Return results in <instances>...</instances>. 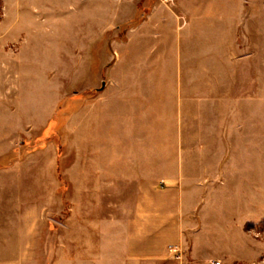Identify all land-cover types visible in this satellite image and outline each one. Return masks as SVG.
Here are the masks:
<instances>
[{
	"label": "rangeland",
	"instance_id": "374dc122",
	"mask_svg": "<svg viewBox=\"0 0 264 264\" xmlns=\"http://www.w3.org/2000/svg\"><path fill=\"white\" fill-rule=\"evenodd\" d=\"M143 245L264 264V0H0V264Z\"/></svg>",
	"mask_w": 264,
	"mask_h": 264
},
{
	"label": "crops",
	"instance_id": "0c3cea01",
	"mask_svg": "<svg viewBox=\"0 0 264 264\" xmlns=\"http://www.w3.org/2000/svg\"><path fill=\"white\" fill-rule=\"evenodd\" d=\"M161 207L160 206H155V205H149V206H139L138 208V212H145V210L147 209H160ZM150 212H156V211H150ZM155 215H153L151 217V221L150 220H146V215L145 214H141L140 216H138L137 218V221H120L119 224L122 225V229H124L126 231V233H120L119 235L126 239H131L132 237L134 239H136V241L141 244V243H146V241L148 240L149 241V244H154L156 245L154 247V249L158 246L161 245V249L162 251H159V253H156V254H159L161 256H163V250L164 249V246H166L167 244L170 245L171 242H168L170 241V237L174 234L175 230L173 228L175 227H172L170 224H164L162 226V224L158 225L156 224L155 222ZM154 218V219H153ZM153 220V221H152ZM133 226H136L138 228V232L137 234H132L130 229L133 228ZM148 229V232H146ZM166 230V231H164ZM168 230V231H167ZM147 241V242H148ZM124 242V241H123ZM125 245V243H124ZM127 247V245H126ZM127 251L124 253V255H122V258L120 260H116L114 258L108 260L107 262L105 260H97V263L100 262H105V264H147L148 262H159L161 264H164L163 262H169V260L166 258V260H163V258H158L156 255H153L154 258H151L150 259V252L151 251H148V250H153V249H146L143 245L142 248H136V252L137 253H133L131 254L129 251H128V248L126 249ZM148 259H147V258ZM156 257V258H155ZM104 264V263H103Z\"/></svg>",
	"mask_w": 264,
	"mask_h": 264
},
{
	"label": "built area",
	"instance_id": "2783aa9c",
	"mask_svg": "<svg viewBox=\"0 0 264 264\" xmlns=\"http://www.w3.org/2000/svg\"><path fill=\"white\" fill-rule=\"evenodd\" d=\"M162 1L168 3V2H172L174 0H162ZM178 257H180V256H178Z\"/></svg>",
	"mask_w": 264,
	"mask_h": 264
}]
</instances>
